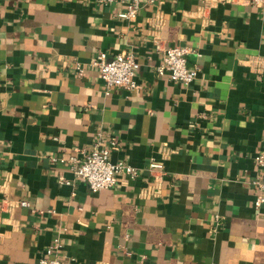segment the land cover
<instances>
[{
	"label": "crops",
	"instance_id": "1",
	"mask_svg": "<svg viewBox=\"0 0 264 264\" xmlns=\"http://www.w3.org/2000/svg\"><path fill=\"white\" fill-rule=\"evenodd\" d=\"M124 10L0 0V264H38L55 240L67 264H264L253 185L264 173V5ZM173 47L198 69L189 86L157 73ZM101 53L134 56L133 91L107 90L92 64ZM99 133L118 143L110 161L136 174L92 192L50 158L88 151Z\"/></svg>",
	"mask_w": 264,
	"mask_h": 264
},
{
	"label": "built area",
	"instance_id": "2",
	"mask_svg": "<svg viewBox=\"0 0 264 264\" xmlns=\"http://www.w3.org/2000/svg\"><path fill=\"white\" fill-rule=\"evenodd\" d=\"M115 0H99L101 4H108ZM125 4V10L119 13L122 18H134L139 8L148 0H120ZM154 1V0H150ZM229 3L250 4L263 6L264 0H225ZM190 50L184 47H173L166 51L162 64L157 68L160 77H167L172 81L180 82L189 86L196 79L198 69L189 67L188 55ZM93 66L98 70L100 78L103 80L107 90L117 87L126 91H133L136 88L134 80L138 70V64L132 54L120 53L112 58H108L101 53L93 61ZM78 68V67H77ZM118 143L115 139H105L102 134L97 135V139L88 150L77 151L78 155L70 157L50 158L51 164L68 165L74 177L84 182L90 191L99 192L112 187L117 174L135 176L136 171L129 165L122 162L112 163L110 152L117 150ZM258 164L264 172V154L258 158ZM153 169H162V165L152 163ZM60 183L68 184L64 178H59ZM258 191L255 206L260 208L264 204V173L261 179L253 182ZM21 206L27 207L26 202H21ZM61 245L55 240L50 245L43 257L38 260V264H67L60 255Z\"/></svg>",
	"mask_w": 264,
	"mask_h": 264
}]
</instances>
